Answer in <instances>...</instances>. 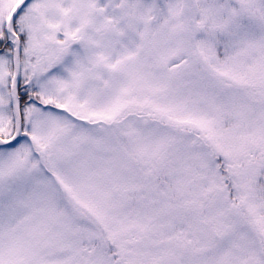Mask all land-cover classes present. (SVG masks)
<instances>
[{"label": "snow or ice", "instance_id": "6c2138e0", "mask_svg": "<svg viewBox=\"0 0 264 264\" xmlns=\"http://www.w3.org/2000/svg\"><path fill=\"white\" fill-rule=\"evenodd\" d=\"M0 264H264V0H0Z\"/></svg>", "mask_w": 264, "mask_h": 264}]
</instances>
